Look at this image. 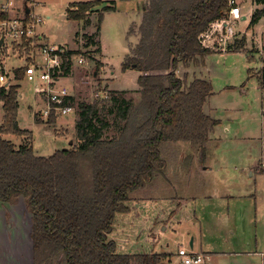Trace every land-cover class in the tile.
Masks as SVG:
<instances>
[{"label":"rangeland","instance_id":"1","mask_svg":"<svg viewBox=\"0 0 264 264\" xmlns=\"http://www.w3.org/2000/svg\"><path fill=\"white\" fill-rule=\"evenodd\" d=\"M72 1L82 0H0V10L2 4L11 2L5 10L7 18H23L28 21L33 18L31 11H34L36 15L44 17L35 27L36 37H39L38 41L35 40L36 44L55 48L63 45L67 50L75 48L78 52L76 55L83 58L82 63L77 62V56L72 58L70 73L59 76L57 84L52 85L53 90L65 88L76 102L91 103L96 99H105L110 105L113 91L123 92L126 98L138 100L139 72L133 69L122 71L121 64L130 45L139 38L131 34L129 29L142 21L141 0H112L115 9L104 11L99 22L102 52L95 51L97 45L86 48V38L80 43L79 36L83 32L86 35L96 33L98 18L93 15V23L82 30L79 27L82 20L69 19L65 15V9ZM237 1L248 17L255 9L262 7L253 0ZM144 2L147 3V0ZM90 12L86 13L87 18ZM246 24L239 19L232 21V26L238 31L245 29ZM217 28L218 25H211L206 35L201 34L204 46L208 44L207 35L211 36L212 41L207 46L216 48L221 42L218 39L220 35L214 39L216 32H220ZM251 28L258 36L250 34V41L246 44L248 48L245 50L249 52L230 55L214 51L199 63L179 69L180 75L187 72L189 79L194 76L203 77L211 84L213 94L206 108L210 107L212 117L217 119L212 135L215 141L208 144L206 159L201 162L196 155L192 156L193 149L188 143L167 145L164 156L168 165L164 174L156 176L145 189L133 191L132 198L126 203L130 211L115 216L110 238L115 240L119 253L163 251L169 254V261L164 262L168 264H180L177 253L181 246L205 252V262L208 264H246L247 260L260 258L253 252L264 251V202H259L255 194L264 192V166L261 171L257 169L254 172L253 167L264 164V84L250 71L258 70L264 64L261 54L254 52L255 38L259 44L264 45V17ZM1 29L0 25V37L4 35L0 48L3 63L1 73L7 75L8 82L20 84L19 92L22 96L19 97V125L32 132L31 136L24 134L7 137L15 145L30 139L38 155H49L59 149L70 148L76 142V104L73 105L74 112L67 115H57L53 111L55 124L45 122L49 115L44 116L42 112L47 107V97L39 92L43 82L27 80L23 67L24 60L30 62L32 56L39 59L37 50L33 51L26 40L13 38ZM77 29L79 33L75 39ZM99 38L96 37V40ZM16 68L23 69L20 80L14 78L13 71ZM34 115L40 122L35 121ZM108 134L111 135L112 131ZM208 162L212 170H208L207 174L214 178L210 193H217L221 187L222 191L225 188L234 197L228 198L226 202H222L221 197L207 202L201 196L193 200L195 203H191L193 201L189 199L200 194L203 187L207 186L201 183L202 176H193V173L198 174L199 168ZM250 172L254 174L252 178ZM221 178L227 179L228 183L221 181ZM8 204L1 205L5 213V224L11 223L14 232L18 231L17 237L21 238L15 248L13 263L29 264L31 215L20 200L16 205ZM3 231L7 232V229L3 228ZM190 240L193 248L189 246ZM0 264H4L2 260Z\"/></svg>","mask_w":264,"mask_h":264},{"label":"trees","instance_id":"2","mask_svg":"<svg viewBox=\"0 0 264 264\" xmlns=\"http://www.w3.org/2000/svg\"><path fill=\"white\" fill-rule=\"evenodd\" d=\"M229 0H147L142 21L129 32L138 40L130 45L121 64L122 71L139 72L138 100L113 91L110 105L105 99L76 102L71 95L62 105L76 104V142L70 148L49 155L34 152L32 141L15 143L7 135L31 136L18 123L19 83L0 87L3 117L0 123V208L16 205L22 198L31 215L33 264H163L169 254L119 253L110 238L117 213H128L132 192L142 190L162 176L168 161L167 145L186 142L198 161L206 159L209 134L217 124L204 110L213 94L211 84L201 77L180 75L179 69L197 64L212 53L202 44L201 34L213 22L228 18ZM261 8L250 15V24L264 17ZM98 0L78 2L66 11L69 19L91 24L86 13ZM96 33L84 34L85 45H97ZM27 13V11H26ZM0 10V21L7 19ZM26 22V21H25ZM29 42V41H27ZM245 37L236 38L231 48L243 49ZM72 51L67 50L62 75L72 67ZM0 50V72H3ZM23 69L13 71L22 78ZM264 84V67L261 71ZM53 111L45 122L55 124ZM35 121L40 122L35 115ZM112 131V134L108 133ZM194 154V155H193ZM9 205V204H8Z\"/></svg>","mask_w":264,"mask_h":264},{"label":"crops","instance_id":"3","mask_svg":"<svg viewBox=\"0 0 264 264\" xmlns=\"http://www.w3.org/2000/svg\"><path fill=\"white\" fill-rule=\"evenodd\" d=\"M88 1H90V0H82V1H72V2H70V3H68L69 5L66 7V9H65V15L67 16V14H66V11H67V9L68 8H71V7H73V5H75V4H77L78 2H88ZM99 1V3L100 4H98V5H96V6H94L92 9H90L91 10V12H90V16L88 17V19H89V21H91V23H93V21H92V17H93V15H95V17L98 15V13H99V11L101 10V8L102 7H104V6H107L108 4H111V2H112V0H109L110 2H107L108 0H98ZM105 2H107V3H105ZM141 2H142V4H143V6H144V3H143V0H141ZM253 2H255V0H253ZM33 3L34 2H32V4L31 5H33ZM113 3V2H112ZM256 3V2H255ZM114 4V3H113ZM239 4V3H238ZM250 5H252V3L250 4ZM34 6V5H33ZM143 6L141 5V11H142V9H143ZM240 6V5H239ZM250 7V6H249ZM32 9H33V7H32ZM114 9H115V4H114ZM240 9H241V6H240ZM30 10V9H29ZM251 10L249 9V12H250ZM32 12V14L34 15L33 16V18L34 19H37L38 17H40V18H43L44 19V17H41V16H39V15H36L35 13H34V11H31ZM242 15H245V17H247L245 20H242L241 18V16ZM249 15V17L247 16V14H244L243 12H242V9H241V16H240V18H236V17H233V16H231V17H228V18H225V19H220V20H218L217 22H215V25L217 26H219V28H217L218 30L217 31H220L219 33L218 32H216V34H215V38L214 39H217L218 37H219V35H220V37L218 38L221 42H219L217 45H216V48H212V47H210V46H207L208 44H211V42H210V40H211V36L210 35H207V42H208V44H206L205 46L206 47H209V48H211V49H214L213 51H212V53H214V51H216V52H222V53H224V54H230V55H232V54H237V53H247V52H249V50L246 52L245 50H246V48H248V47H246V44L247 43H249V41H250V34L252 35L253 33L256 35V36H258V34H256L255 33V31H254V29L253 28H251L250 29V27H252V26H254L255 24H250V19H251V17H250V15L251 14H248ZM142 16V15H141ZM32 18V19H33ZM263 18V17H262ZM261 18V19H262ZM234 19H239L240 21H245L247 24H246V26H245V29L243 28V29H241V30H236L235 28H234V26H232V21L234 20ZM31 20V19H30ZM260 21V20H259ZM258 21V22H259ZM257 22V23H258ZM83 23V24H82ZM82 23L80 24L79 23V25H81V26H79L82 30H84V28H87V27H90V25H88V26H84V21H82ZM38 25V24H37ZM36 25V26H37ZM78 27V28H79ZM236 30V31H235ZM79 31V29H77L76 30V32H75V34H74V38L76 39L77 38V35H78V32ZM240 32V33H239ZM83 33H86V32H83ZM81 34V36H79V38H80V43H81V41H83V38H84V34ZM263 33V36H264V32H262ZM90 35V34H89ZM99 35H100V32H99ZM99 35H98V38H99ZM205 35H206V32H205ZM262 36V37H263ZM241 37H245V42H244V46H243V49L241 50V51H235V50H233L232 48H231V45L234 43V41L236 40V38L237 39H239V38H241ZM213 38H212V40H214ZM206 41H205V43H206ZM75 42H76V40H75ZM79 43V42H78ZM99 43H100V52H102V46H101V41H100V38H99ZM256 45H255V48H254V52H258V53H260L261 54V56H262V61L264 62V45L263 44H259V42L257 41V39L255 38V42H254ZM85 44V43H84ZM63 46V45H62ZM91 46H93V45H91ZM90 46V47H91ZM220 46H222L221 48H219ZM85 47L86 48H89V47H87L86 45H85ZM68 48H70V47H68ZM70 51H72V53L73 54H71V56H77L76 54H78V52H77V50L74 48V49H72V48H70L69 49ZM249 54V53H248ZM93 56V55H92ZM78 57V56H77ZM79 58V57H78ZM264 67V64L257 70V69H255V70H252V71H250L252 74H255L260 80H261V71H262V68ZM201 78H203V77H201ZM203 79H205V78H203ZM207 80V79H206ZM20 93V92H19ZM22 95H21V93H20V95H19V97H21ZM210 98V96L207 98V101H208V99ZM207 101L205 102V106H204V110H205V112L207 113V114H209L211 117H212V112H211V108L210 107H208V109L206 108V103H207ZM2 103L0 102V123L2 122V117H3V110H2ZM207 109V110H206ZM34 118H35V115H34ZM213 119H215L214 117H212ZM216 120V119H215ZM18 123H19V120H18ZM20 126V125H19ZM21 127V126H20ZM31 131V130H30ZM32 133V132H31ZM214 134V131H212L210 134H209V138H210V140L211 141H215V139H214V136H212ZM264 166V164L262 163L261 164V167H253V172H254V170H257V169H259L260 171L262 170V167ZM200 167V166H199ZM208 170H212V166L210 165V162H208L206 165L204 164V165H202L200 168H199V171H198V174L197 173H193V176H202L201 178H202V181L203 182H201L202 184H204V185H207V186H205V187H203V190L200 192V194H197L195 197H191L190 199H189V201H193V200H196V199H199L201 196L203 197V198H206L205 199V201H207V202H212L211 200H216V198H220L221 197V201L222 202H226V200L229 198V199H232L233 197H234V195L231 193V192H229V190L228 191H226L225 190V188L223 189L224 191H222V189H220L219 188V190H217V193H210V188H211V186L213 185L212 183H214V178H213V176H210L209 174H207V172H208ZM253 172H250V177L252 178L253 176H254V174H253ZM223 174V173H222ZM190 175H191V173H190ZM189 175V176H190ZM224 175V174H223ZM193 176H191V177H193ZM225 176H227V175H225ZM228 177V176H227ZM229 177H232V176H229ZM206 179V180H203V179ZM221 181H224L225 183H228V180L227 179H225V178H221ZM238 182H236V184H237ZM198 184H199V182H197V186H198ZM198 188H200V186L198 187ZM205 189V190H204ZM255 196H256V198H258L259 199V202H261V203H263L264 202V192H262L261 194H255ZM258 199H257V202H258ZM20 201H22V203H24V201H23V199L21 198L20 199ZM202 201H204V200H202ZM191 203H195L194 201L193 202H191ZM25 204V203H24ZM224 204V203H223ZM223 204H222V206H223ZM10 206V205H9ZM5 213H4V210H2L1 208H0V263H1V260L3 261V263L4 264H14L13 263V261L15 260V248H16V246H17V244H18V242L21 240V238H19V237H17V234H18V231H15L14 232V230H13V228L11 227L12 226V224L10 223L9 225H8V223L7 224H5L6 223V219H5ZM30 215V214H29ZM31 220V219H30ZM3 228H6L7 229V232H4L3 231ZM30 228H31V222H30ZM10 233V235H8V236H10V238H8V236H7V233ZM29 232H30V229H29ZM1 238H2V240H1ZM30 241H31V238H30ZM31 246H32V244H30ZM181 248H183L182 246H181ZM30 250H31V248H30ZM31 252V254H30V263L29 264H33V260H32V250L30 251ZM195 253H200V254H204L205 255V252H196V251H194ZM220 252H224V251H220ZM159 253H165V252H159ZM210 253H215V252H213V251H211ZM217 253V252H216ZM253 253H255V254H258L259 255V259L258 260H254V261H252V260H247L246 262V264H264V251H261V252H253ZM230 254H232V253H230ZM20 257V256H19ZM207 257H208V255H207ZM21 259H22V257H21ZM209 262H210V260H209Z\"/></svg>","mask_w":264,"mask_h":264},{"label":"built area","instance_id":"4","mask_svg":"<svg viewBox=\"0 0 264 264\" xmlns=\"http://www.w3.org/2000/svg\"><path fill=\"white\" fill-rule=\"evenodd\" d=\"M11 2H8L6 5L2 4L1 11H5L10 5ZM229 12L228 17L240 18L241 9L237 0H229ZM26 21V22H25ZM43 18L38 17L37 19L20 20L17 18H7L0 21L2 26V32L7 33L13 38L19 40L29 41L32 50H37V57H31L30 62L23 61L24 75L27 80L35 81L40 80L43 82V86L39 87V92H43L47 97L46 105L42 115L48 116L52 111L55 113L67 115L74 112L73 106L71 105H62L61 101L63 98L69 95L68 91L65 88H57V91L52 89V85L57 84L59 76H61V69L66 56L67 49L63 46L53 47L48 45H43L41 43L36 44L39 37H36L35 27L39 22H42ZM218 21V20H217ZM215 21V22H217ZM213 22L212 26L215 25ZM36 40V41H35ZM36 55V53L34 52ZM29 57V58H30ZM73 58V56H72ZM78 63L83 62V58L80 56L77 59ZM9 78L7 75L0 72V87L7 83ZM177 256L180 260V264H208L205 262V255L200 253H195L192 250L180 248L178 250Z\"/></svg>","mask_w":264,"mask_h":264},{"label":"water","instance_id":"5","mask_svg":"<svg viewBox=\"0 0 264 264\" xmlns=\"http://www.w3.org/2000/svg\"><path fill=\"white\" fill-rule=\"evenodd\" d=\"M26 11L28 12V8L26 9ZM242 18V20H245L247 17H245V15H242L241 16ZM4 35H2L1 37H0V48H1V46H2V44H3V42H4ZM189 246L191 247V248H193V246H192V240H190V242H189ZM163 264H168V263H163Z\"/></svg>","mask_w":264,"mask_h":264}]
</instances>
